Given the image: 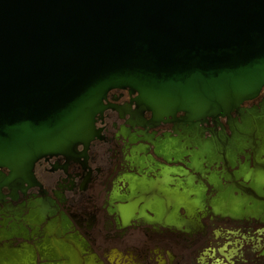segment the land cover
Returning a JSON list of instances; mask_svg holds the SVG:
<instances>
[{
	"label": "flooded vegetation",
	"instance_id": "af4514ba",
	"mask_svg": "<svg viewBox=\"0 0 264 264\" xmlns=\"http://www.w3.org/2000/svg\"><path fill=\"white\" fill-rule=\"evenodd\" d=\"M137 99L112 89L88 147L0 179V264H264V87L197 125Z\"/></svg>",
	"mask_w": 264,
	"mask_h": 264
},
{
	"label": "water",
	"instance_id": "95a60500",
	"mask_svg": "<svg viewBox=\"0 0 264 264\" xmlns=\"http://www.w3.org/2000/svg\"><path fill=\"white\" fill-rule=\"evenodd\" d=\"M263 87L264 0H0V179L88 147L112 89L197 125Z\"/></svg>",
	"mask_w": 264,
	"mask_h": 264
},
{
	"label": "bare ground",
	"instance_id": "6f19581e",
	"mask_svg": "<svg viewBox=\"0 0 264 264\" xmlns=\"http://www.w3.org/2000/svg\"><path fill=\"white\" fill-rule=\"evenodd\" d=\"M246 119H249L250 117L249 116H247V117H245ZM252 118V117H251ZM63 251V250H62Z\"/></svg>",
	"mask_w": 264,
	"mask_h": 264
}]
</instances>
